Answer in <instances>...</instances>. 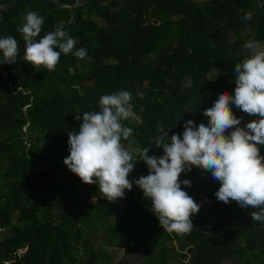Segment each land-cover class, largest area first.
I'll list each match as a JSON object with an SVG mask.
<instances>
[{
  "label": "trees",
  "instance_id": "16d2710c",
  "mask_svg": "<svg viewBox=\"0 0 264 264\" xmlns=\"http://www.w3.org/2000/svg\"><path fill=\"white\" fill-rule=\"evenodd\" d=\"M56 1L71 7L18 0L0 9V38L12 36L20 46L16 63H0V231L7 234L0 264H113L108 247L124 249L141 264H173V257L178 264L232 258L236 264H264V225L251 221L254 209L219 201L220 182L200 168L181 174V182H192L182 188L211 206L201 207L193 215L195 226L182 234L163 230L135 183L111 202L98 184L83 183L64 163L68 133H78L83 123L75 115L99 111L105 94L131 93L135 119L122 123L133 134L122 143L141 151L150 146V156H163L155 141L182 138L188 120L207 123L204 110L222 92L234 95L233 69L250 55L238 33L254 30L253 41L264 44V16L257 7L264 10V0H210L202 6L189 0H93L79 7H73L78 0ZM28 11L44 19L37 41L63 24L76 41L73 51L84 48L87 56L61 54L54 71L25 61L17 28ZM249 11L253 16L246 21ZM232 110L240 111L234 104ZM259 148L264 156V145ZM148 174L137 159L129 179ZM95 231L103 232L100 243Z\"/></svg>",
  "mask_w": 264,
  "mask_h": 264
},
{
  "label": "clouds",
  "instance_id": "9594fccd",
  "mask_svg": "<svg viewBox=\"0 0 264 264\" xmlns=\"http://www.w3.org/2000/svg\"><path fill=\"white\" fill-rule=\"evenodd\" d=\"M253 13H245L244 20H251ZM44 19L28 11L24 23L17 28L23 36L26 54L23 59L35 68L43 66L54 71L61 54H73L84 59L87 50L75 48L76 41L58 24L54 31L46 33L38 41ZM58 49V50H57ZM243 49L250 53L233 69L235 76L234 95L222 92L214 104L204 110L207 123L199 126L188 120L184 124L182 138L173 134L170 142L155 141L164 155L150 156V146L135 158L124 146L133 129L122 122L134 114L131 109V93L118 91L105 94L99 99V111L75 115L81 120L79 132H69L70 155L64 163L85 184H98L104 198L115 202L124 198L125 190L131 191L133 183L142 189L144 198L151 201V211L160 226L167 232L189 233L195 226L193 215L198 213L201 202L183 190L182 183L191 187V180L180 181L182 173L190 172L193 166L210 171L212 178L220 182L215 193L219 201L237 202L241 208L254 209L252 222H264V156L259 145H264V44L249 41ZM0 63L14 64L20 46L12 36L0 38ZM239 55V54H238ZM243 112L261 117L240 127L232 105ZM229 129H233L230 133ZM158 131L163 129L158 126ZM142 159L149 174L130 180L137 158Z\"/></svg>",
  "mask_w": 264,
  "mask_h": 264
},
{
  "label": "rangeland",
  "instance_id": "374dc122",
  "mask_svg": "<svg viewBox=\"0 0 264 264\" xmlns=\"http://www.w3.org/2000/svg\"><path fill=\"white\" fill-rule=\"evenodd\" d=\"M193 3H195L196 5H199V6H202V5H205L207 3H210V0H189ZM255 36V31L254 30H251V29H248V30H241L238 35H237V38H241L243 39L246 43L249 42V41H253V37ZM112 64H116L115 62H112ZM216 72H213L212 74V78L214 79L216 77ZM238 118H242V122H241V125L240 127H244L246 126L247 123L253 121V120H258L260 119L259 117L257 116H253V115H249L245 112H243L242 110H240L239 112L237 113H234ZM132 119H135V116L133 115L131 117ZM233 129H229L228 132L230 133ZM125 147L133 154V157L134 159L136 158L137 154L139 152H141V150L137 147H135L134 145H125ZM138 160H142L140 159L139 157L137 158ZM202 172H204L205 174V177L208 178V177H211V172L210 171H205V170H202ZM209 181V180H208ZM210 183V182H209ZM211 204L209 202H204L201 204V207H210ZM263 223L264 225V222H261ZM96 232V236L94 238V240L97 242V243H100V240H101V235L103 234V232H100V233H97ZM6 232L4 230H1L0 231V242L6 237ZM104 245V243H103ZM181 245H178L176 246V248H179ZM104 248V247H103ZM109 249L108 252L112 255L114 261H113V264H141V260H137L136 258H132V257H127L126 255V251L124 249H110L109 247L107 248ZM236 259L235 258H232V259H229V260H226L223 262V264H236ZM172 263L173 264H178V261L176 260L175 257L172 258Z\"/></svg>",
  "mask_w": 264,
  "mask_h": 264
},
{
  "label": "water",
  "instance_id": "95a60500",
  "mask_svg": "<svg viewBox=\"0 0 264 264\" xmlns=\"http://www.w3.org/2000/svg\"><path fill=\"white\" fill-rule=\"evenodd\" d=\"M53 4H55L56 6L58 7H68L70 5H62L60 4L59 2H57L56 0H50ZM93 0H78L77 3L73 6V7H79V6H82V5H87L89 4L90 2H92ZM18 2V0H12L10 3L8 4H4V5H1L0 4V9H4V10H8V9H11L16 3ZM255 2L257 3V1L255 0ZM71 7V6H70ZM261 15L264 16V10L261 9V7L259 5H257Z\"/></svg>",
  "mask_w": 264,
  "mask_h": 264
}]
</instances>
